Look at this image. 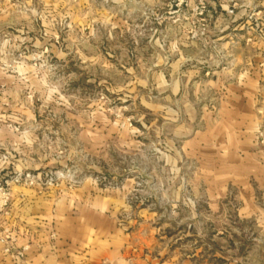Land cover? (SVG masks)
<instances>
[{
	"label": "rangeland",
	"instance_id": "1",
	"mask_svg": "<svg viewBox=\"0 0 264 264\" xmlns=\"http://www.w3.org/2000/svg\"><path fill=\"white\" fill-rule=\"evenodd\" d=\"M0 137L125 264H264V0H0Z\"/></svg>",
	"mask_w": 264,
	"mask_h": 264
},
{
	"label": "crops",
	"instance_id": "2",
	"mask_svg": "<svg viewBox=\"0 0 264 264\" xmlns=\"http://www.w3.org/2000/svg\"><path fill=\"white\" fill-rule=\"evenodd\" d=\"M14 144L0 137V177L14 170L12 155L4 159L2 152ZM82 193L87 197L14 186L8 210L0 213V238L8 236L0 239V264H125L133 237L108 214L115 199L94 186Z\"/></svg>",
	"mask_w": 264,
	"mask_h": 264
},
{
	"label": "built area",
	"instance_id": "3",
	"mask_svg": "<svg viewBox=\"0 0 264 264\" xmlns=\"http://www.w3.org/2000/svg\"><path fill=\"white\" fill-rule=\"evenodd\" d=\"M41 177L34 175L29 171H14L7 173L4 177H0V213H5L10 205L12 188L17 185L32 186L41 182ZM54 180L47 181L48 184H53ZM1 241L8 240V236L0 238ZM11 245L5 247L6 253H11Z\"/></svg>",
	"mask_w": 264,
	"mask_h": 264
}]
</instances>
